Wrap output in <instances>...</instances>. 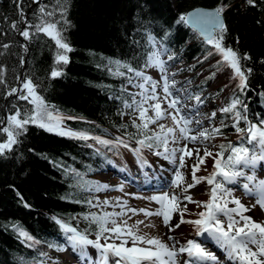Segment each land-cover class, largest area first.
Here are the masks:
<instances>
[{
  "label": "snow or ice",
  "instance_id": "1",
  "mask_svg": "<svg viewBox=\"0 0 264 264\" xmlns=\"http://www.w3.org/2000/svg\"><path fill=\"white\" fill-rule=\"evenodd\" d=\"M13 2L16 4L19 20L11 23L12 30L28 42L41 34L51 40L55 50L50 76L51 78L61 76L63 74L61 65L69 63L68 54L73 51L65 35L72 26L67 18L70 0H49L48 3H44V0H31L37 5L31 14L32 19L28 18L22 7L24 0ZM246 3L251 7H257L256 0H246ZM228 7L220 0L213 9H196L179 15L177 23L189 25L199 33L203 41L211 46L205 59L213 54L219 55L221 59L215 66L231 69L232 79L238 80L237 87L244 92L248 87V76L252 73V68L243 65L242 61H250L252 57L246 52L241 54L238 47L234 48L224 43L228 32L224 12ZM19 24H23V28L18 27ZM134 32L141 34L140 39L134 34L131 35V47L136 51L128 57L108 58L106 67L114 78L125 81L120 86L121 95L110 99L119 100L123 109L129 110L122 111L121 115L128 114L132 117L131 127L135 128L136 132L130 136L136 147H132L121 137L108 140L66 127L63 123L65 117L59 114L54 105L47 103L38 91L39 85L31 77L17 75L15 77L17 86H9L6 81L8 70L6 66L0 65V85L5 89L2 93L3 98L8 100L9 97H14L15 100L25 101L31 106L21 107L15 102H10V107L5 106L6 113L0 116V134L6 135V139L0 140V157L12 152L14 146L21 142L20 138L27 133L28 126L33 125L69 139L94 140L96 144L110 149L124 147L138 158L142 166L151 167L143 155L145 149L174 166L167 190L146 198L159 206L155 211L129 208L127 202L121 200H117L115 204L109 200L103 202L97 200L95 203L91 199L74 201L86 203L93 208L119 207L121 210L84 214L83 219L88 221L90 227L83 230L63 218L53 216V221L63 234L64 243L50 244L49 247H55L57 251L71 249L80 261H87L88 264H264V223L245 214L257 205L264 210V179H259L255 174L258 164L264 168V118L250 119L247 104L239 97L233 98L219 111L227 114L226 118L232 121L231 127L239 138L236 143L214 145L218 151L213 153L206 142L222 136V128L229 125L224 119H221L220 127L208 128L202 125V119L198 118V106L203 104V100L199 94L187 95L186 99L194 100L195 104L187 109L191 115H186L185 108L181 107L185 97L179 95L181 90L174 91L176 81L170 79L167 61L162 59L168 53L167 47L147 28H136ZM235 42L239 45L238 36ZM0 47L8 49L10 45L3 44ZM20 47L25 53L29 51L26 44H21ZM167 59L172 60L173 56L167 55ZM20 63L23 67L25 63L23 57ZM260 63L264 64V59H261ZM150 68H155L159 72L160 80L147 73ZM130 88L138 91H129ZM216 115L217 113L213 111L207 119L213 120ZM166 118L171 119L172 127L158 123ZM150 125H157L158 130H153ZM189 143L202 144L203 155L201 147L189 148ZM170 144L173 146L170 147ZM88 147L91 148L93 145L89 144ZM96 151L99 152V149ZM193 156L196 162L190 166L191 182H188L181 170L189 167L186 164V157L192 159ZM207 158L213 160V170L207 176L198 177L196 173L200 171V165L204 164ZM245 169L251 171L246 172ZM64 170L77 179L78 185L85 191L109 188V185L85 180L84 174L71 166ZM201 182H206L208 186L209 199L206 202L196 201L190 194V189ZM228 185L241 186L246 195L255 197V204L252 207L243 204L233 195L234 189ZM185 202L194 203L204 211L196 213L197 219L185 220L184 215L188 211ZM24 206L29 207L26 203ZM129 212L132 215L143 213L146 218L161 217L168 232L179 228L181 224H191L197 236H205L206 239L213 241L224 253V257L221 259L217 254L208 251L204 244L197 240L188 239L184 244H180V241L171 235L165 234L167 235L165 240L161 236L140 234L139 225L144 224V221L129 225L127 220L120 219ZM177 214L179 222L173 224V217ZM92 225L95 226L94 229L91 228ZM145 226L154 227L152 224ZM12 228L26 247L31 248L40 243L22 226L12 225ZM93 235L95 239L90 238ZM90 249L94 252H90ZM40 255L46 256V253L41 252ZM182 256H185V259L182 260Z\"/></svg>",
  "mask_w": 264,
  "mask_h": 264
},
{
  "label": "trees",
  "instance_id": "2",
  "mask_svg": "<svg viewBox=\"0 0 264 264\" xmlns=\"http://www.w3.org/2000/svg\"><path fill=\"white\" fill-rule=\"evenodd\" d=\"M48 2L44 0V3ZM219 2L70 0L67 18L72 26L65 35L73 51L68 54L69 63L61 65L63 74L51 78L54 43L42 34L31 42L25 41L11 28V23L19 20L16 4L13 0H0V46L10 45L8 49L0 47V53H3L0 65L8 70L6 81L9 86H17V75L31 77L49 105H54L56 110L68 117L76 118L66 119L71 128L108 140L121 137L135 143L130 136L136 132L131 127V119L128 114L121 115L122 111L129 110H124L119 100L110 99L121 95L120 86L125 81L110 75L106 65L110 57H128L136 51L131 47V35L140 39L141 34L134 30L147 28L167 47V55L172 54L171 63L183 61L193 72L192 95L205 93L215 103L224 105L239 97L247 104L250 119L264 118V64L260 63L264 59V0H256L257 7L249 6L246 0H223L229 6L224 12L228 27L225 45L238 47L241 54L246 52L252 57L250 61H242L243 65L252 68L244 92L234 87L224 94L223 85L211 88L218 60H213L209 72L199 77L201 65L215 59L216 54L205 59L211 46L186 24L177 23L179 15L199 6L216 7ZM32 4L31 0H24L22 5L29 19L37 8L36 4L31 7ZM23 26L18 25L20 28ZM237 36L240 38L239 45L235 42ZM21 44L28 46L27 53L20 47ZM21 57L26 58L24 69ZM4 91V86L0 85V116L5 115V106L10 107V102L31 107L14 97L5 102ZM215 112V121L220 123L224 119L229 125L222 128L223 134H237L231 127L232 121L226 118L227 114L219 110ZM238 138L231 142L236 143ZM4 139L6 135L0 134V140ZM20 140L12 152L0 157V264H40L41 261L43 264H55L50 254L57 250L49 245L63 244L64 237L52 217L63 218L80 228L87 224L83 215L89 213L90 207L86 203L74 202L89 200L90 195L64 169L71 166L84 174L85 180L96 183L95 176L99 172L116 166V148L103 147L94 140L58 136L33 125L28 126L27 133ZM227 143L229 140L222 144ZM89 144L93 147H88ZM25 203L29 207H25ZM12 225L22 226L40 243L26 247ZM41 252L46 256H41ZM46 258L50 261H45Z\"/></svg>",
  "mask_w": 264,
  "mask_h": 264
},
{
  "label": "rangeland",
  "instance_id": "3",
  "mask_svg": "<svg viewBox=\"0 0 264 264\" xmlns=\"http://www.w3.org/2000/svg\"><path fill=\"white\" fill-rule=\"evenodd\" d=\"M172 55V54H171ZM167 54L162 57L164 60L167 59ZM215 59H211L208 63V61L205 64L201 65L202 72L200 73L199 77L204 76L207 72H209V68H211L213 60H220L221 57L219 55H215ZM167 67L169 69L170 79L176 81L175 90H181L179 92V95L181 97H185V99L182 101V107L185 108V110L188 109V107H191L195 104L194 100L186 99L187 95L193 94L194 89V82L191 80V77L194 75L193 72L189 71V68L187 65L183 63V61H179L178 63H169V60L167 61ZM208 69V70H207ZM147 73L151 75L154 79L160 80V74L155 68H150L147 70ZM174 75H171L173 74ZM238 80L232 79V72L231 69L228 68H217L216 69V75L213 78V84L211 88L223 85L224 91L223 93H228L231 89L234 87H237ZM129 91H138V89H132L130 88ZM159 91V90H158ZM199 94L203 100V104L198 106V118L202 119V125L204 127L212 128V127H219L220 123L218 121L209 120L207 117L211 116V113L213 111H217L220 108L224 107V104L221 103H215L213 100L209 99L208 96L205 93H197ZM195 94V95H196ZM187 106V107H186ZM166 107V105H165ZM188 111V110H187ZM59 114L65 117V120L63 121L64 125L68 128H71L67 123V115L63 114L59 111ZM151 115V113H149ZM191 115V113H189ZM128 118L132 120V117L129 115ZM139 122V121H138ZM158 123H163L169 127L173 126V123L170 118H166L162 121H159ZM150 127L153 130H158L157 125H150ZM73 129V128H71ZM75 130V129H73ZM77 131V130H76ZM238 138V134H223L222 136H218L215 139H212L208 142H206L210 150L215 153L218 151V148L213 147L214 145L222 144L223 142L229 140L235 141ZM129 143V142H128ZM132 147H136V144L133 142H130ZM172 147L173 145H169ZM201 147V155H203V145H193L189 143V148L194 147ZM144 157L147 159L148 163L151 165V167L142 166L139 163V160L136 156L133 155V153L124 148V147H118L116 148V153L114 155V161L117 164V170L118 172H112L106 169L105 171L99 172L95 176L96 183H99L101 185H109V188L107 190H101V191H88V195H90V199L95 203L97 200L103 202L104 200H109L113 204L117 200L126 201L129 208H136V209H148L150 211H155L159 206L155 202H150L147 197H150L152 195L160 194L162 190H167V185L172 178L173 168L174 166L167 160L163 159L162 157H157L152 154V152L148 150H144L143 153ZM195 156H193L192 159H189L186 157V164L189 167H186L185 169H182L181 171L184 172L186 176V180L188 182H191V165L195 163ZM154 167L155 169H151ZM158 168V170H156ZM130 170L131 172L137 174V176H134L133 179L136 181H133L131 178L127 177L126 174H122L121 170ZM213 170V160L211 158H207L205 163L200 165V171L196 173L198 177L207 176L211 173ZM156 172V176L154 179H152V184L147 187L146 184H149V181L147 180L146 183H143L146 180V175L143 174V172ZM246 172H250L251 170L245 169ZM129 172V174H131ZM146 172V173H147ZM139 174V175H138ZM255 174L259 179H264V172H256ZM161 177V178H160ZM165 177V178H164ZM161 182L163 185V188L160 191L153 190L155 184ZM228 187L232 188L230 185ZM241 187V186H240ZM122 188V190H120ZM207 184L206 182H201L200 184H197L196 187L190 189V194H192L193 199L196 201L206 202L209 199V196L207 195ZM234 189V188H233ZM233 195L236 196L241 200L243 204H245L248 207H252L253 204H255V197L246 195L245 192L242 190H234ZM187 203V202H185ZM232 205H230L231 207ZM187 213L184 215L185 220H194L197 219L198 216L196 213L203 211L204 209L202 207H197L194 203H187ZM89 212H96L101 213L103 211L112 212L117 211L119 212L121 209L119 207H101V208H93L89 207ZM248 216H251L254 220L258 222L264 223V210H261V208L257 205L256 207L252 208V210L248 213H245ZM121 220H127L129 225H134L137 221H144V224L139 225L140 234H149L151 236H161L163 239L167 240V235H171L175 238H177L180 241V244H184L188 239L197 240V234L196 231L191 224H181L179 228L175 229L172 232H168V229L164 227L162 223V218L157 216H151V217H145L143 213H140L138 215H132L130 212L128 215L120 218ZM119 222V221H118ZM179 222V215H174L172 223L175 224ZM152 224L154 227H146L145 225ZM82 225V224H81ZM89 224L87 221V224L80 226L81 230L85 228H89ZM92 229L95 228L94 225L91 226ZM167 234V235H165ZM91 239H95V236H91ZM208 241V239H206ZM211 241V240H210ZM199 242H202L200 240ZM64 243V240H63ZM103 243V241H102ZM116 243H119V241H116ZM170 243V242H169ZM206 249L210 252H213L217 255H222L221 259L224 257V253L220 251L218 246L216 245L217 250L213 248L212 245H209L206 241L202 242ZM212 243H214L212 241ZM90 252H94V250L90 249ZM220 253V254H218ZM50 257H52V260L55 261V264H88L87 261H80L79 258L76 256L75 253L71 251V249H68L67 251H56L50 254ZM184 257V258H183ZM181 259H185V256H182ZM45 261H50V258H46Z\"/></svg>",
  "mask_w": 264,
  "mask_h": 264
},
{
  "label": "water",
  "instance_id": "4",
  "mask_svg": "<svg viewBox=\"0 0 264 264\" xmlns=\"http://www.w3.org/2000/svg\"><path fill=\"white\" fill-rule=\"evenodd\" d=\"M33 5H35V4H32L31 7H32ZM213 8H215V7H201V6H199V7H196V8H193V9L189 10L187 13L192 12V11H194V10H196V9H206V10H210V9H213ZM187 26H188L192 31H194V32L199 36V38L203 41L202 37L199 35V33H198L196 30L193 29V27H191V26H189V25H187ZM24 61H25V63H24L23 69H24L25 66H26V58H25ZM20 76H22V74H21ZM6 101H7V100H5V102H6Z\"/></svg>",
  "mask_w": 264,
  "mask_h": 264
},
{
  "label": "bare ground",
  "instance_id": "5",
  "mask_svg": "<svg viewBox=\"0 0 264 264\" xmlns=\"http://www.w3.org/2000/svg\"><path fill=\"white\" fill-rule=\"evenodd\" d=\"M185 114H186V115H189V112H188L187 110H185Z\"/></svg>",
  "mask_w": 264,
  "mask_h": 264
}]
</instances>
